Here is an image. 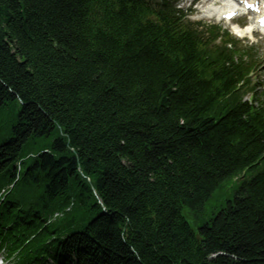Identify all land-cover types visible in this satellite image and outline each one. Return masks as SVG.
<instances>
[{
    "label": "trees",
    "instance_id": "16d2710c",
    "mask_svg": "<svg viewBox=\"0 0 264 264\" xmlns=\"http://www.w3.org/2000/svg\"><path fill=\"white\" fill-rule=\"evenodd\" d=\"M207 34L173 0H0L16 264H264L256 60Z\"/></svg>",
    "mask_w": 264,
    "mask_h": 264
},
{
    "label": "rangeland",
    "instance_id": "374dc122",
    "mask_svg": "<svg viewBox=\"0 0 264 264\" xmlns=\"http://www.w3.org/2000/svg\"><path fill=\"white\" fill-rule=\"evenodd\" d=\"M188 5V1H183L180 3L181 7H186ZM190 20L197 25L199 29H204L205 27L210 26L212 23L210 22H197L198 19L195 16H190ZM238 49L246 50L250 44L245 41H239L235 44ZM233 48L234 46L231 45ZM254 52L258 54V69L252 75V79L254 82L258 83L257 89L259 91H264V43H260L258 45H253ZM249 97V96H246ZM19 111V107L16 104H10L1 114H0V144L7 141L11 136V127L14 123L15 117ZM264 162L258 166V168L263 167ZM257 170V169H256ZM255 172V170L253 169ZM191 220V219H189Z\"/></svg>",
    "mask_w": 264,
    "mask_h": 264
}]
</instances>
